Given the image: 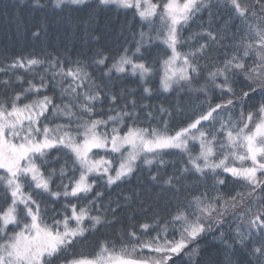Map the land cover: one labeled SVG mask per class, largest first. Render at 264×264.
Listing matches in <instances>:
<instances>
[{
  "label": "snow or ice",
  "instance_id": "6c2138e0",
  "mask_svg": "<svg viewBox=\"0 0 264 264\" xmlns=\"http://www.w3.org/2000/svg\"><path fill=\"white\" fill-rule=\"evenodd\" d=\"M21 5L41 14L34 41L55 17L84 45L103 37L100 11L132 17L114 56L97 48L73 59L53 47L0 58V264H202L209 235L225 250L221 264H264V0L0 5L5 17L14 10L18 33ZM204 12L207 21L185 36ZM156 42L165 51L150 61ZM128 78L137 87L117 91L115 81ZM156 91L176 99L143 102ZM145 173L148 188L141 182L116 200L97 191ZM122 208L132 209L126 226ZM116 224L115 236L85 250ZM238 248L242 262L233 260Z\"/></svg>",
  "mask_w": 264,
  "mask_h": 264
},
{
  "label": "trees",
  "instance_id": "16d2710c",
  "mask_svg": "<svg viewBox=\"0 0 264 264\" xmlns=\"http://www.w3.org/2000/svg\"><path fill=\"white\" fill-rule=\"evenodd\" d=\"M15 3V0H0V5L3 4H13ZM21 12L20 15L25 21V27L21 29V31L18 33L15 21L13 19L12 13L13 9L9 8L8 12L9 15L5 17L3 13V8L0 7V58L3 56H14L19 53H28L35 51L37 53H40L41 51H52L53 47L64 51V49H68L70 52V55L73 59L76 58L77 54H81L82 57L91 58L93 55V52L97 48H101L104 50L105 54L114 56L117 53V50L121 44L124 43V37L128 36L129 33L125 32L123 35H121V25H127L131 22L132 13H128L127 16L124 15V13H117L115 9L112 10H103L100 11L98 16V24H99V31L103 33V37L100 40L99 43H89L87 45L83 44L82 41V33H75L73 35L70 31H66L63 26H57L56 20H59L60 17H55L51 22L48 29L47 35L41 36L39 40H32L30 35V29H32V24L39 22L41 14H30L27 9L21 5ZM83 13H81L82 15ZM226 18V17H225ZM208 19V13L204 12L202 16H200L196 23L193 24L191 27H189L185 32L184 35L188 36L193 31H199V29L196 27V24L200 22V20H204L205 22ZM220 23L222 24L223 21L221 20ZM237 23H239L237 21ZM137 29L139 28V25L137 24ZM234 31V29H233ZM99 34V33H97ZM202 42V41H201ZM225 43H228L226 41ZM158 46H153L150 50L145 52V55L148 57V59L151 61L152 59L159 58L161 55H163L165 51V47L162 44H159V42H156ZM187 48L182 49V51H187ZM223 59V56L220 57ZM111 63V61H109ZM251 63V61L249 62ZM94 75H99V73H94ZM2 78V77H0ZM31 77H26V79H30ZM158 82L159 77L154 78V81L151 83V87L156 90L158 89ZM116 84V90L119 91L120 88L127 87V88H136L137 84L134 80L131 78L125 79L123 82L117 80L115 81ZM237 89L239 90L242 85H236ZM18 90V89H17ZM244 90H247L246 88ZM137 95H140V92L138 91ZM176 99V94L172 93L169 94H161L159 91H156V94L148 100L143 101L144 103L159 105L160 103H164L166 106L169 102H174ZM186 99V98H185ZM255 100H259V97H255ZM214 102H219L214 101ZM107 107V105H105ZM248 109L246 108L245 111ZM236 114H239V109L237 108ZM58 155L57 152L53 151L51 153V156L49 159H52L53 157H56ZM166 160L171 162L174 159H179V157L174 156H166ZM63 163V160L60 161ZM50 167H59V164L50 165ZM172 166L171 163H169L168 168L165 170L168 173L172 172ZM59 181H57L58 183ZM143 182V187L148 188L149 185L147 184V174L143 175H137L133 176L130 180V182H125L123 184H120L117 187H113L111 190H106L104 188H98L97 191H104V201L107 202L109 198L112 200H116L118 193H123L124 195L129 194L130 190L135 189L138 184ZM191 182V178L189 179V183ZM210 183V181H209ZM55 187V185H53ZM236 187H239L237 185ZM202 190V189H201ZM221 191H227V189H221ZM3 196V193H0V197ZM91 199V197H89ZM3 199H0V204H3ZM51 204V201L48 202ZM60 203H63L61 201ZM123 200H121V204H123ZM6 206V205H5ZM58 207V205H57ZM115 207V205H113ZM136 205H133V208H135ZM132 212V209L128 208H122L121 211L117 212L118 217H123V224L126 226L128 224L127 216L130 215ZM234 227V225H233ZM121 228L120 224H116L111 228H102L100 233L97 234L95 237H89L83 244L85 250H91L95 247V242L98 239H102L104 235H106L108 238H112L115 236L118 232V230ZM229 229V226L225 225V231ZM11 230V229H9ZM103 234V235H102ZM201 247L203 249L201 253V261L202 264H205V262L210 261L211 264H221L223 259L225 258V250L223 246L212 236H206L200 241ZM239 259L241 262L245 259L243 256L242 251L238 248L236 250L235 256H233V260Z\"/></svg>",
  "mask_w": 264,
  "mask_h": 264
}]
</instances>
